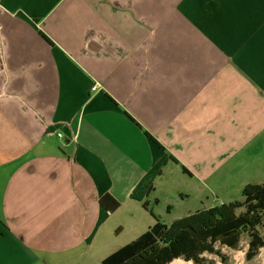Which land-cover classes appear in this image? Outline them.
Here are the masks:
<instances>
[{"label": "crops", "instance_id": "1", "mask_svg": "<svg viewBox=\"0 0 264 264\" xmlns=\"http://www.w3.org/2000/svg\"><path fill=\"white\" fill-rule=\"evenodd\" d=\"M261 171L264 0H0V264H102L114 215Z\"/></svg>", "mask_w": 264, "mask_h": 264}, {"label": "trees", "instance_id": "2", "mask_svg": "<svg viewBox=\"0 0 264 264\" xmlns=\"http://www.w3.org/2000/svg\"><path fill=\"white\" fill-rule=\"evenodd\" d=\"M241 194L240 200L202 207L169 224L154 216L152 226L105 257L102 264H168L177 258L200 264L203 253L220 255L216 244L235 249L244 235L248 237L246 257H254L264 246L259 231L264 222V183H247ZM107 198L112 200L110 206ZM100 203L111 211L119 206L109 194Z\"/></svg>", "mask_w": 264, "mask_h": 264}, {"label": "rangeland", "instance_id": "3", "mask_svg": "<svg viewBox=\"0 0 264 264\" xmlns=\"http://www.w3.org/2000/svg\"><path fill=\"white\" fill-rule=\"evenodd\" d=\"M251 179L258 181L257 183L264 182V171H261L255 176L254 173H250ZM179 190L163 191L159 195V201L155 203L152 198L151 209L146 213V219L143 218L139 221L138 216L135 218V223H127L129 220L125 216L114 215L108 220L106 226L112 231L113 236L110 239H103L101 251L97 249V257L104 259L112 252L118 245H125L139 234V231L144 229L145 223L149 220H153L151 217L152 212L157 217L169 224L173 219L182 217L188 213H191L202 207H210L214 205V197L217 195L220 200L234 201L242 199L241 189L237 191L210 193L201 192L199 190H187V188L180 186ZM186 189V190H185ZM170 207V208H169ZM138 223V224H136ZM121 227V229L119 228ZM260 234L264 237V222L263 226L259 227ZM248 237L244 235L237 248L232 249L226 246L216 244V249L220 252V255L203 253V261L200 264H264V246L261 247L254 257L248 259L246 257V251L248 249ZM183 260L182 258H177ZM89 261V259H88ZM185 261V260H184ZM191 264L193 261L189 260ZM89 264H100L98 261H92Z\"/></svg>", "mask_w": 264, "mask_h": 264}, {"label": "bare ground", "instance_id": "4", "mask_svg": "<svg viewBox=\"0 0 264 264\" xmlns=\"http://www.w3.org/2000/svg\"><path fill=\"white\" fill-rule=\"evenodd\" d=\"M168 264H191V262L180 260V259H174L171 262H169Z\"/></svg>", "mask_w": 264, "mask_h": 264}, {"label": "built area", "instance_id": "5", "mask_svg": "<svg viewBox=\"0 0 264 264\" xmlns=\"http://www.w3.org/2000/svg\"><path fill=\"white\" fill-rule=\"evenodd\" d=\"M98 86H99L98 84H94V85L92 86V88H91V89H92V91H95V90H97V89H98ZM58 136H59V137H61V136H62V134H61V133H59V134H58Z\"/></svg>", "mask_w": 264, "mask_h": 264}]
</instances>
